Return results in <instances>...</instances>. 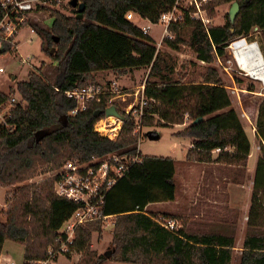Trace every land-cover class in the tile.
<instances>
[{
	"label": "trees",
	"instance_id": "16d2710c",
	"mask_svg": "<svg viewBox=\"0 0 264 264\" xmlns=\"http://www.w3.org/2000/svg\"><path fill=\"white\" fill-rule=\"evenodd\" d=\"M233 1H243L233 22L226 13L223 24L205 26L185 14L182 21L168 25L171 37L161 43L174 50L186 46L198 60L210 64L226 55L233 39H248L253 29L264 41V0H207L204 7L211 18L217 5ZM174 3L76 0L74 4L71 0L69 14L41 5L33 8L45 10L51 18L49 26L32 21L27 25L39 35L40 49L54 62L57 72L49 82L41 74L42 62L9 92L16 97L9 119L14 128L0 129V186L13 188L6 194L5 208L0 209V250L5 240L21 243L22 264H36L47 257V247L55 244L57 228L78 206L55 194L53 177L22 182L58 169L67 159L88 161L110 152L137 153L141 160L129 165L107 192L101 208L102 215L113 217L110 250L97 254L91 248L93 233L100 236L105 222L95 218L76 229L73 247L81 253L77 264H103L109 259L131 264H231L235 237L227 226L188 231L184 218L181 227L171 231L157 222L154 212L146 210L150 204L175 199L176 159L142 154L137 147L134 119L118 106L124 119L117 136L109 138L97 132L95 122L105 117L108 105L114 104L107 103V95L100 101H88L76 114H70L76 102L65 95L68 90L97 83L94 72L123 73L129 68L148 67L143 89L148 100L142 126L184 123L174 133L190 142L184 161L236 167L235 173L246 169L250 141L216 69L208 65L202 80H186L183 72H176L172 56L157 49L141 26L125 16L133 11L156 24ZM79 12L81 18L76 17ZM16 44L5 42L3 52L13 50ZM0 95L7 96L1 90ZM255 129L260 154L237 264H264V98L258 102ZM163 215L160 218H175L173 214Z\"/></svg>",
	"mask_w": 264,
	"mask_h": 264
},
{
	"label": "rangeland",
	"instance_id": "374dc122",
	"mask_svg": "<svg viewBox=\"0 0 264 264\" xmlns=\"http://www.w3.org/2000/svg\"><path fill=\"white\" fill-rule=\"evenodd\" d=\"M230 4L222 3L215 7L214 16H211L212 24H223L225 22V14L228 12ZM37 5L58 8L66 14L71 12V0H35V6ZM30 21L37 22L42 26H49L51 18L45 10H32L27 18V22ZM132 21L139 26L149 25L148 35L151 38V43L160 51L172 56L176 72H183L186 80H202V75L208 65L216 69L231 97L232 106L239 114L246 133L251 135L254 154L259 155L260 143L254 127L258 102L264 98V87L262 81L250 77L239 68L233 55V47H241L247 42L255 41L261 48L264 58V41L260 33L253 29L248 39H233L227 45L224 57L214 58L212 63L206 64L198 60L193 51L186 46H183L180 50L164 46L161 41L166 35L162 37L163 26L161 24H151L141 19L138 15ZM29 28L27 26L20 31L15 38L14 42H17V44L13 50L0 54V66L5 69L4 72H0V90L5 93H9L18 80L25 79L29 70L39 68L42 62L44 65L41 74L49 82L54 81V76L57 72L54 62H51L41 51L39 35ZM21 58H28L27 63H21ZM148 71V67L129 68L123 73L114 72V76L124 90L133 92L138 86L144 85ZM12 75L15 76V79L11 78ZM123 107L124 104L120 106L121 109ZM183 126L184 123L173 126L153 125L142 127L141 132L138 134L137 147L142 154L171 156L176 159L175 180L177 189L175 191V199L150 204L146 210L154 212V215L158 218L164 217V213L173 214L181 225L184 218H186V230L188 231L194 229L205 231L218 224L227 226L235 237V248L231 264H237V256L246 232L247 206L253 190L252 187L250 191L248 188L245 190V186H250L247 165L246 169L235 173L236 167L223 164L182 161L185 158L189 140L174 133L183 128ZM253 128L255 129L254 135L252 132ZM149 130H153L157 137L149 138L146 135ZM257 145L259 146L257 147ZM53 171L48 170L38 173L21 184L43 180L50 177ZM231 181L233 183L239 182L241 186L243 185V188L239 186L242 191L239 197L238 195L236 196L235 191H232V201L239 208L229 206L230 195L228 186ZM12 188L0 186V209L5 208L6 194ZM112 231L113 217H108L103 224L101 235L98 236L97 233H93L91 248L97 254H105L110 250ZM23 251L24 246L21 243L5 240L0 250V264H9L10 261H14L15 264H22ZM80 256L81 253L75 251L66 256V258L63 256L57 257L53 264H77ZM103 264L131 263L109 259Z\"/></svg>",
	"mask_w": 264,
	"mask_h": 264
},
{
	"label": "built area",
	"instance_id": "2783aa9c",
	"mask_svg": "<svg viewBox=\"0 0 264 264\" xmlns=\"http://www.w3.org/2000/svg\"><path fill=\"white\" fill-rule=\"evenodd\" d=\"M207 0H175L174 5L163 12L158 23L163 26L162 37H171L167 27L172 22H180L185 14L203 25L211 24V18L207 14L204 3ZM35 7V0H0L2 16L0 19V48L7 41H15L20 31L26 28L27 18ZM126 18L133 20L136 14L133 11L126 13ZM141 18V17H140ZM150 23V22H149ZM29 27V26H28ZM33 31L32 28H29ZM145 34H148L149 25L141 26ZM28 58H21V63H27ZM0 66V72H4ZM144 85L135 90H124L117 80L112 79L105 83H90L83 87H77L66 91L65 95L76 102V106L70 114H76L84 110L88 101H100L107 95V103H112L122 109L134 119V132L140 133L141 120L145 114V105L148 98L144 94ZM3 92V91H2ZM6 98L0 95V129L13 130L11 109L16 97L6 93ZM131 100V101H128ZM128 101V102H127ZM127 102V103H126ZM126 103V104H125ZM108 105V106H110ZM123 120L115 116H105L94 124V129L100 134L114 138L119 133ZM103 126V127H102ZM141 158L134 155L110 152L101 157H95L88 161L67 159L50 177H53V191L60 197L66 198L78 204L68 217H66L56 230L55 244L47 247V257L36 261V264H53L59 256H69L75 249L73 242L76 229L95 218L106 220L108 216L102 215L101 208L107 192L123 177L129 165L139 162ZM157 222L164 228L174 231L181 227L176 218H158ZM9 264H15L10 261Z\"/></svg>",
	"mask_w": 264,
	"mask_h": 264
},
{
	"label": "bare ground",
	"instance_id": "6f19581e",
	"mask_svg": "<svg viewBox=\"0 0 264 264\" xmlns=\"http://www.w3.org/2000/svg\"><path fill=\"white\" fill-rule=\"evenodd\" d=\"M233 55L239 68L250 77L262 81L264 87V58L258 43L251 41L241 47H233Z\"/></svg>",
	"mask_w": 264,
	"mask_h": 264
},
{
	"label": "crops",
	"instance_id": "0c3cea01",
	"mask_svg": "<svg viewBox=\"0 0 264 264\" xmlns=\"http://www.w3.org/2000/svg\"><path fill=\"white\" fill-rule=\"evenodd\" d=\"M136 16H137V14H136ZM135 18V17H134ZM141 19H143V18H141ZM143 20H145V19H143ZM145 21H147V20H145ZM93 75H94V77L97 79V81L98 82H101V83H105V82H107V81H109V80H112V79H115V80H117L116 78H115V76H114V72L113 71H111V70H106V71H98V72H94L93 73ZM118 81V80H117ZM255 128V127H254ZM253 128V130H252V132H253V135H254V131H255V129ZM246 132V131H245ZM247 134V137H248V139H249V141H250V153H249V156H248V160H247V171H248V173H249V187L248 186H245V190H247V188L249 189V191H250V189H251V187H252V185H253V177H254V173H255V165H256V161H257V157H258V155L257 154H254V151H253V146H252V140H251V135L250 134H248V133H246ZM258 142L260 143V139L258 140ZM259 145H257V147H258ZM189 147H190V142H189V145H188V147H187V149H186V151L189 149ZM185 154H186V152H185ZM182 161H184V159L182 160ZM241 183H233L232 181L231 182H229V186H228V192H229V195H230V200H229V206L230 207H237V208H239L238 206H236L235 204H234V202L232 201V191H235L236 192V196L238 195V197L241 195V188L240 187H242L241 185H240ZM240 186V187H239ZM243 188V187H242ZM234 192V193H235ZM158 203H161V202H158ZM249 204H250V199H249ZM249 204H248V206H247V208H249ZM247 211V210H246Z\"/></svg>",
	"mask_w": 264,
	"mask_h": 264
},
{
	"label": "water",
	"instance_id": "95a60500",
	"mask_svg": "<svg viewBox=\"0 0 264 264\" xmlns=\"http://www.w3.org/2000/svg\"><path fill=\"white\" fill-rule=\"evenodd\" d=\"M244 1H247V0H244ZM75 2H76V0H72V3L75 4ZM242 4H243V1H239V2H237V1H233V2L230 4V7H229L228 12H227V13H228V17H229L230 22H233V21H234V18H235V16L238 14L239 9H240V6H241ZM82 9H83V4L80 3V4H79V8H78V10L81 11ZM76 17H77V18H81V17H82V14L79 12V13L76 15ZM55 40H57L56 37H55ZM53 52H54V48H51V50H50V54H52ZM1 53H3V49H2V48H0V54H1ZM11 78H12V79H15V76L12 75ZM95 115H96V113H95ZM105 116H115V117H117V118H119V119H121V120L124 119V116H123L121 113H119V111L117 110V108H116L114 105H110V106H108V107L105 109ZM199 120H200V118H199V119H195L193 122H197V121H199ZM146 135H147L149 138H156V137H157V135H156L154 132L150 131V130L146 132Z\"/></svg>",
	"mask_w": 264,
	"mask_h": 264
}]
</instances>
